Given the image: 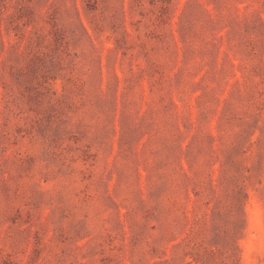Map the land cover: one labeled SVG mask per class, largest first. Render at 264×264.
Segmentation results:
<instances>
[{"label": "rangeland", "instance_id": "1", "mask_svg": "<svg viewBox=\"0 0 264 264\" xmlns=\"http://www.w3.org/2000/svg\"><path fill=\"white\" fill-rule=\"evenodd\" d=\"M0 264H264V0H0Z\"/></svg>", "mask_w": 264, "mask_h": 264}]
</instances>
